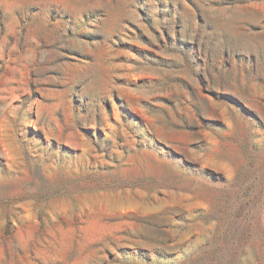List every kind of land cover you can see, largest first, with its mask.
<instances>
[{"label": "rangeland", "instance_id": "374dc122", "mask_svg": "<svg viewBox=\"0 0 264 264\" xmlns=\"http://www.w3.org/2000/svg\"><path fill=\"white\" fill-rule=\"evenodd\" d=\"M0 264H264V0H0Z\"/></svg>", "mask_w": 264, "mask_h": 264}]
</instances>
